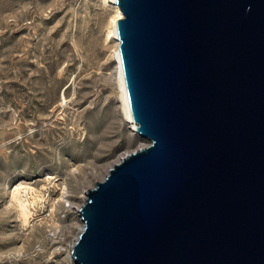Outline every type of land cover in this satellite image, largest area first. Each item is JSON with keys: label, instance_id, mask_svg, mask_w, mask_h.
I'll list each match as a JSON object with an SVG mask.
<instances>
[{"label": "water", "instance_id": "water-1", "mask_svg": "<svg viewBox=\"0 0 264 264\" xmlns=\"http://www.w3.org/2000/svg\"><path fill=\"white\" fill-rule=\"evenodd\" d=\"M136 134L86 191L75 264H264V0H114Z\"/></svg>", "mask_w": 264, "mask_h": 264}, {"label": "rangeland", "instance_id": "rangeland-1", "mask_svg": "<svg viewBox=\"0 0 264 264\" xmlns=\"http://www.w3.org/2000/svg\"><path fill=\"white\" fill-rule=\"evenodd\" d=\"M116 16L110 0H0V264H64L57 248L84 224L75 205L148 144L122 107ZM18 193L43 196L28 223Z\"/></svg>", "mask_w": 264, "mask_h": 264}, {"label": "bare ground", "instance_id": "bare-ground-1", "mask_svg": "<svg viewBox=\"0 0 264 264\" xmlns=\"http://www.w3.org/2000/svg\"><path fill=\"white\" fill-rule=\"evenodd\" d=\"M112 2V5L116 8L117 10V16L113 21V27H112V31H111V35H113V37L115 38L116 42H117V49L115 52V60L117 63V78H118V82L120 85V89H121V102H122V107L123 110L125 112L126 118H127V122L130 124L132 131L134 133L136 128H137V124L134 121L133 117H132V113L130 110V104H129V99H128V94H127V89H126V83H125V78H124V73H123V68H122V62H121V55H120V50H119V44H120V40L118 37V31H117V21L119 18H121L123 16L119 6L116 4V2L114 0H110ZM63 99H66L65 93H63ZM128 153H124L121 156V159L126 156ZM120 159V160H121ZM20 193H18V195L15 196L18 205L20 206L21 209V214L24 218V222L28 223L30 221V218L33 217V215L35 214L36 211V203L39 199H43V196L36 195L34 196L33 200H30L28 197H26L25 195H20ZM69 202V205H72V202L67 200ZM80 205H75V211L78 212L80 210ZM51 215V214H49ZM52 217H54V214L52 215ZM52 220V218H51ZM43 223V222H42ZM42 227V226H40ZM41 233L37 232V227L33 230V232H31L28 235L27 241H29V244L32 246L34 245V243L37 241V238H40L41 236H43L44 234V230H42L41 228ZM32 236V238H31ZM45 242V241H44ZM72 248L69 249V251L66 248L58 247L57 250L61 253V254H65L63 255V262L64 264H75L73 258H72Z\"/></svg>", "mask_w": 264, "mask_h": 264}]
</instances>
